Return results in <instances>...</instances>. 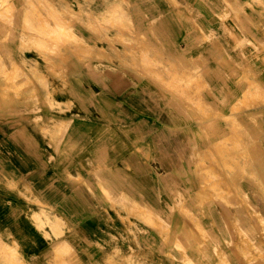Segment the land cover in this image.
I'll use <instances>...</instances> for the list:
<instances>
[{
	"label": "rangeland",
	"instance_id": "rangeland-1",
	"mask_svg": "<svg viewBox=\"0 0 264 264\" xmlns=\"http://www.w3.org/2000/svg\"><path fill=\"white\" fill-rule=\"evenodd\" d=\"M120 1H123V6L127 5L129 11L120 9V13H124H122L121 18L117 17L116 21L113 19L115 16V9H119L120 5L112 7L114 1L110 4H106L107 6L101 2V5L95 6L97 9L95 10V1L93 0H34V2L30 0H0V33L6 36L5 39L0 38V49H2V51L0 50V58L4 57V55H11L9 53L11 45H7V40L11 41L13 38H16L20 24H26V26L22 28L27 35L34 32L45 41H42L43 44L38 41L36 45L31 46V41L28 39L25 40L26 45L14 49L16 51L14 52V56L21 58L24 57L23 55L25 54L30 59H38L42 63L43 74L41 78H38L37 82L42 91L38 92V90L34 88L31 90V82H29L24 85V88H28L27 92H32L34 94L24 95L22 97L18 95H12V97L11 95L7 96V94H0V112L14 110L16 107L29 108L33 106H41L44 109L50 110L56 109V106L52 105L49 101L54 99L56 95L63 97L68 96L71 88V79L74 78L82 81L88 76L87 69H78L79 66L82 67L88 62H95L106 68L96 69L94 72L89 71L93 72L95 78H104L106 81H110L112 78H118L120 76H132V78H140L146 81V83L154 82L155 84L153 86L151 84L149 88H152L158 93L160 109H178L180 111H186L192 116L190 120L194 121L193 124L195 126L194 131L197 143L195 142L194 152L190 159H188L190 164L188 166L186 165L184 173L185 180L182 181L177 190L171 194L168 193L171 199H166L165 207H167L168 204V209L171 213L167 214L164 212L166 208H164L162 202H159L158 208H156L158 213H155L146 203L148 209H150L153 214L154 221L157 222L162 220L163 223L162 230H155L159 239L158 247H156V243L151 244L150 241L147 240L145 229L142 231L132 229V227L134 228L135 221H139L136 218V214H138L140 208L144 206L141 205L140 201H135L131 197H128L126 200V207L124 208L127 213L123 215L125 218H121V221L124 224L127 223L128 233L132 238V241H129L131 250L128 251V254L130 255L127 258L128 260L119 263L118 253H113L111 255L114 256L116 263L111 259L108 264H149L150 262L148 261L155 253L160 254L161 258L172 260L175 257L174 254L186 256V254L191 252L204 253L206 255H222L223 259L224 254H233L238 260L232 263L226 261H213L211 263L202 262L197 264H264V223L259 220L256 214V211L259 209H264V0H248V2L246 0L242 4L237 0H223L227 7L234 13V19L222 23V27L228 31L229 34L226 43L223 42V46L220 42H216L214 36L211 35L215 24L213 20L183 21L184 17H190L188 12L186 11L183 13L176 1L167 0V2L172 5L177 15L182 19L179 23H176L178 27L186 31L194 30L199 35L200 33L203 35L198 37L194 43H187L188 45H186V47L179 49L178 53L174 54L176 55L174 58L180 63L170 61L172 59L169 56H171L172 53L167 51L168 48L166 46L170 44L166 39L161 37L150 39V37H148L150 32L153 33L151 29L154 28L156 23L148 22L142 14L133 13V16L136 17H132V11H130V9L131 7L135 9L133 0ZM191 1L198 5V7L207 10L203 0ZM238 4L239 7L234 11L233 6H237ZM102 6L107 7L104 17L105 20L103 21L99 19L98 13H95L98 12ZM124 9H126V7ZM140 11H143L144 14L145 7H142ZM148 12H151L150 6L148 7ZM127 14L130 17L128 20L132 22V25L123 27L122 30L126 29L125 35L122 34L121 44H116V46L121 49V55L119 59L113 58V52L107 48L109 44L117 43L111 41L110 38L112 37L111 35L115 34V30L117 29V26L113 25V22H118V19L120 23L125 22V16ZM13 15L14 17H12ZM43 20L47 21V23L50 20L48 26L45 25L46 22H43ZM158 25L161 30L164 26V22L159 21ZM58 26L63 29L58 30ZM111 26L115 29L110 28ZM137 26L139 29L143 28L144 32L145 30H150L148 35L145 34L146 37L144 36L143 38L138 36L139 32L136 30L138 29ZM54 27H56L58 31V33H55L57 37L54 35V32H51L55 31ZM47 28L51 30L49 31ZM52 28L54 29L52 30ZM205 29H207L210 36L206 37V35H204L203 31H205ZM59 32H61L62 37ZM72 33H76L75 35L85 39L88 44L92 41L90 39L96 40L100 48L106 47V55L93 56L92 53L89 52V57L87 56L85 60H77L75 57L70 59L68 53L72 54L74 49H77L76 43L74 42L72 44ZM58 37L59 39L61 38L60 40L63 42H58L59 44H56V39ZM146 39L152 44V47L148 45L150 46L148 50H151V52L141 46ZM54 40L56 42H54ZM46 41L51 44L46 43ZM124 42L129 43L130 47L132 45L134 46L132 49V56L130 54L131 48L128 50V53L124 51ZM133 42H137V44L134 45ZM54 43L58 46L56 47ZM162 48L165 49L167 54L161 55L163 61L159 62V51ZM222 49H224V51H221ZM185 53L192 54L193 58L186 60L187 55H184ZM142 57H146L148 61H153L154 59L156 62V67L154 68L158 67L159 70L161 68L168 69L170 71V73L166 75L168 79L163 80L159 77H155L148 68V65L141 60ZM195 58L197 60H195ZM5 60H7L6 56ZM166 60L169 61V63H166ZM32 64L33 63H31V65ZM71 64H75V69L79 70L76 76L70 73ZM8 67L10 69L9 63ZM164 69L161 70L163 71ZM176 71L178 72L177 75H175ZM170 74L172 77H170ZM30 75L32 76L31 72L28 71L27 79L30 78ZM18 100L22 103H19ZM69 108H71V104H69L68 109ZM232 113L236 115L237 118L233 116L230 118L228 116ZM249 114L252 116L250 117ZM201 126H203V128ZM206 126L209 129H207ZM214 127H216L217 130ZM219 127L221 128L219 130L221 132H217ZM243 128H245V130H243ZM211 129L213 131H211ZM215 130L217 134L214 132ZM203 134L207 135L206 138ZM249 135L251 137H249ZM51 142L53 146L56 145L55 137H53ZM242 142L244 144H242ZM210 143L211 145H209ZM237 143H241L242 145ZM66 146L67 142H64V148ZM210 147L213 150H210ZM246 148L249 151L246 150ZM250 148L252 151H250ZM255 148L260 149L263 159L256 158V155L253 154V149ZM214 150L216 151L212 152ZM221 151H225L224 158L220 156ZM249 152L251 153L248 154ZM159 154L160 158H162V152ZM1 168L0 166V172L3 171ZM99 177L100 185L105 187L102 182L103 177L101 175ZM13 180L16 179L10 178L5 174L3 177L0 175V181H2L3 184H8ZM25 183L26 182L18 180V184ZM26 185L28 184L26 183ZM201 189H203L204 192L201 191ZM8 190L10 189L7 187L0 188V200L6 201L8 199ZM12 191L16 193L14 192L15 190ZM11 200H13V198H11ZM112 202L114 205L106 200V203L112 209L118 208V203H115L113 197ZM178 203H180L179 206ZM129 212L134 214V216L129 214ZM44 214L46 213L43 211L41 215ZM239 215H241V218ZM50 219H52V217L49 215V221ZM244 220H248V226L244 224ZM49 221L48 223H51ZM111 221H114V218H111ZM142 223L147 225L144 222ZM261 223H263V225ZM148 227L150 228L151 226L148 225ZM182 227H191L190 233H197L195 236V238H197L196 246L192 245V249L186 245L187 242L184 243L180 240L182 233L189 232V230L185 228V230H182ZM199 232H202L201 238L205 237V244L200 241ZM184 237L189 241L194 238V235L189 236L188 234L185 236L184 234ZM5 252L6 253L1 255L0 264H25L15 247ZM66 254H68V250L58 252L60 257H64ZM176 258L178 257L176 256ZM170 264H176V262L172 261ZM184 264L195 263L186 259Z\"/></svg>",
	"mask_w": 264,
	"mask_h": 264
},
{
	"label": "crops",
	"instance_id": "crops-1",
	"mask_svg": "<svg viewBox=\"0 0 264 264\" xmlns=\"http://www.w3.org/2000/svg\"><path fill=\"white\" fill-rule=\"evenodd\" d=\"M95 1L100 4L105 0ZM112 1L103 4L107 6ZM174 1L190 16L183 21L213 20L211 35L222 46L226 43L229 34L222 23L234 19V13L223 0H203L207 10L191 0ZM237 1L242 4L246 0ZM133 3L139 15L156 23L151 29L154 35L150 32L148 37L166 39L170 44L167 51L172 55L203 36L178 27L176 23L182 19L167 0H133ZM142 7L144 14L140 11ZM237 7L239 4L233 10ZM159 21L164 22L161 30ZM149 31L144 33L148 35ZM205 31L204 35L210 36ZM78 69H87L88 76L82 81L72 78L69 95H56L49 101L56 109L33 106L0 112L1 177L5 174L26 182L46 203L39 207L12 190H8L10 200H0V237L8 249H17L25 264H108L111 259L116 263L113 253H118L119 263L125 262L132 239L127 223L121 221L127 213L126 200L131 197L144 201L155 213L162 202L164 212L171 213L169 205L165 207L166 199H171L168 193L177 190L185 180L186 165L194 152L196 134L192 116L178 109H160L158 93L149 88L154 82L146 83L132 76L110 81L95 78L94 70L106 69L95 62ZM53 137L55 146L51 142ZM100 175L118 208L112 209L106 203ZM41 208L52 217L51 223L34 222L33 215H41ZM184 228L189 232L182 233L180 240L186 243L184 234L194 235L186 244L189 248L196 246L197 233H190L191 227ZM132 229H145L147 240L158 247L157 227L149 228L135 221ZM198 234L200 237L202 232ZM199 239L205 244V237ZM65 250L68 254L60 257L58 252ZM174 255L170 260L155 253L148 262L238 261L233 254H224V259L217 254Z\"/></svg>",
	"mask_w": 264,
	"mask_h": 264
},
{
	"label": "bare ground",
	"instance_id": "bare-ground-1",
	"mask_svg": "<svg viewBox=\"0 0 264 264\" xmlns=\"http://www.w3.org/2000/svg\"><path fill=\"white\" fill-rule=\"evenodd\" d=\"M30 1H33L34 2V0H30ZM36 1V0H35ZM93 1H95V0H93ZM114 1V0H113ZM106 2H108V0H105V1H103L102 3H106ZM248 2V1H247ZM95 4H94V9L95 10H97L96 9V7L95 6H99V5H101V4H98L96 1L94 2ZM250 4V3H249ZM81 5H83V4H81ZM80 5V6H81ZM113 5V6H112ZM112 7H114L115 5H120V8L119 9H115L116 11H115V16H114V18L113 19H115L116 21H117V17H120L121 18V16H122V13H124V12H122V13H120V9H123L124 11L126 10V11H129V9L127 8V5H125V6H123V1H120V0H117V1H115L114 3H112ZM82 7V6H81ZM104 7L105 6H102V7H100V9H99V11L98 12H95V13H98V16H99V19H101L102 21L103 20H105V13H106V8L107 7H105V9H104ZM126 7V9H124ZM83 8V7H82ZM264 8V7H263ZM42 10H44L43 8H41ZM64 10V9H63ZM45 11H48V10H45ZM130 11H132V17H136V16H133V13H136V14H138V12L136 11V9H133L132 7H131V9H130ZM10 12V11H9ZM14 13V12H13ZM261 13V12H260ZM17 14V13H16ZM129 14V13H128ZM127 14V15H128ZM15 15V14H14ZM14 15L12 16V17H14ZM43 15V14H42ZM125 16V19H126V21L125 22H122V23H120L119 22V19H118V22H116V21H114L113 22V25H116L117 26V29L115 30L116 32H115V34H113V35H111L112 37H110L111 38V41H115V42H117V43H115V44H109V46L107 47L108 49H110V51H112L113 52V58H118L119 59V56L121 55V49L120 48H118V46H116V44H119L120 42H122V34L123 35H125V30H122L123 29V27H125V26H131L132 25V22H130L129 20H128V18H130L129 17V15L128 16ZM131 15V14H130ZM262 15V14H261ZM16 16V15H15ZM44 16V15H43ZM55 16V15H54ZM138 17V16H137ZM2 18V17H1ZM16 18H17V16H16ZM35 18V17H34ZM47 18V17H46ZM60 18V17H59ZM8 19H9V17H8ZM12 19V18H11ZM10 19V20H11ZM50 19V18H49ZM56 19V18H55ZM3 20V19H2ZM13 20H14V18H13ZM8 21V20H7ZM59 21V20H58ZM4 22H6V21H4ZM43 22H46V24L45 25H47L48 26V23L50 22V20H49V22L47 23V21H44L43 20ZM63 22V21H62ZM139 22V21H138ZM8 23V22H7ZM27 23V22H26ZM51 23H53V22H51ZM54 23H56V22H54ZM75 23V22H74ZM9 24V23H8ZM13 24V23H12ZM9 25H11V24H9ZM17 25V24H16ZM15 25V26H16ZM55 25V24H54ZM74 25V24H73ZM72 25V26H73ZM76 25V24H75ZM5 26V25H4ZM23 26H26V24H23V25H21L20 24V27H19V29L17 30V35H16V38H13V36H12V38H13V40H7V45H11V48H10V51L11 52H9L11 55L10 56H7V55H4V57H2V58H0V94H7V96H9V95H18V96H20V97H22V96H24V95H30V94H34V93H32V92H27L28 91V88L27 89H25L24 88V85H26L27 83H29V82H31V86H30V89L31 90H33V88L35 89V90H38V92H40V91H42V90H40V87H39V85L37 84V82H38V78L40 77H42V74H43V70H42V63L38 60V59H30V58H28V57H26V55L24 54L23 56L24 57H22V58H18V57H16V56H14L13 55V53L14 52H16L14 49H17V48H20V47H23L24 45H26V43H25V40H30L31 42H30V45L31 46H34V45H36L37 43H38V41L39 42H41L42 44H43V42L42 41H44V40H42L41 39V36L39 37L36 33H34V32H31V34H29V35H27L26 33H25V31H24V29L22 28ZM46 26V27H47ZM56 26V25H55ZM61 26V25H60ZM64 26V25H63ZM49 27H50V25H49ZM52 27V26H51ZM59 27V26H58ZM120 27H121V29H120ZM55 28V31H51L52 33L54 32V35H56V37H57V34H55V33H58V31L56 30V27H54ZM54 28H52V30L54 29ZM110 28H114V27H110ZM137 28H138V26H137ZM3 29V28H2ZM8 29V28H7ZM6 29V30H7ZM48 29V28H47ZM63 29V28H62ZM60 27H59V29L58 30H62ZM115 29V28H114ZM5 30V31H6ZM49 31L51 30V29H48ZM137 30V32H139V34H138V36H140V37H144L145 36V33H144V31H143V28L142 29H136ZM20 31V32H19ZM41 31V30H40ZM258 31V30H257ZM9 32V31H8ZM131 32V31H130ZM60 33V35H61V32H59ZM147 33V32H146ZM41 34H42V32H41ZM50 34V33H49ZM76 33H72V35H71V39L73 40L72 41V44L75 42L76 43V46H77V49H74V51L72 52V54L71 53H68V55L70 56V59L72 58V57H75V58H77V60H85L86 58H87V56L89 55V52L90 53H92V55L93 56H104V55H106V47H99V44L96 42V40H94V39H90V40H92L91 41V43L90 44H88L86 41H85V39H83L82 37H80V36H77V35H75ZM8 35V34H7ZM251 35V34H250ZM59 36V35H58ZM64 36V35H63ZM253 36V35H252ZM56 37H54V38H56ZM61 37H62V35H61ZM146 37V36H145ZM0 38H6V36L5 35H3V34H1L0 33ZM133 38V37H132ZM3 39V40H4ZM45 39V38H44ZM61 39V38H60ZM59 39V37L56 39V41L54 40V42H56V44L59 42H61V40ZM96 39V38H95ZM103 39V38H102ZM140 39V38H139ZM59 40V41H58ZM64 40V39H63ZM123 41H125V40H123ZM45 42V41H44ZM63 42V41H62ZM61 42V43H62ZM142 42V41H141ZM46 43H48V44H51L50 42H47L46 41ZM58 43V44H59ZM69 43V42H68ZM125 43V49H124V51L126 52L127 51V53H128V50H130V48H131V52H130V54H131V56L133 55V52H132V49H133V45H132V43H131V47H130V44L129 43H126V42H124ZM134 43V45H136L137 44V42H133ZM140 43V42H139ZM151 42H149L147 39H146V41L144 42V44H142L141 46H143V47H145V49L147 50V51H150L151 52V50H148V49H150V46H148V45H151V47H152V44H150ZM250 43V42H249ZM253 43V42H252ZM251 43V44H252ZM2 44V43H1ZM55 44V43H54ZM53 44V45H54ZM55 44V45H56ZM121 44V43H120ZM254 44V43H253ZM69 45H71V44H69ZM255 45V44H254ZM58 45H56V47H57ZM59 46H61V45H59ZM64 46V45H63ZM156 46H157V44H156ZM256 46V45H255ZM15 47V48H14ZM69 49V48H68ZM139 49V48H138ZM154 49V48H153ZM210 49V48H209ZM1 51H2V49H0ZM156 51V50H155ZM221 51H224V49H222ZM55 52V51H54ZM156 52H158V51H156ZM162 52H164V53H162ZM76 53V54H75ZM137 53V52H136ZM225 53V52H224ZM86 54V55H85ZM154 54V53H153ZM163 54H167L166 53V51H165V49H161L160 51H159V62L160 61H163V58L161 57V55H163ZM202 54V53H201ZM184 55H187L186 57H187V59L186 60H189V59H192L193 58V55L192 54H190V53H188V54H184ZM200 55V54H199ZM5 56H6V58H7V60H5ZM155 56V55H154ZM169 56V55H168ZM227 56V55H226ZM89 57V56H88ZM110 57H111V55H110ZM172 60H170V61H172V62H174V63H180V62H178V60H176L174 57H176V56H173V55H171V56H169ZM190 57V58H189ZM123 58V57H122ZM201 58V57H200ZM209 58V57H208ZM134 59H135V56H134ZM137 59V58H136ZM149 59V58H148ZM158 59V58H157ZM165 59V58H164ZM167 59H168V57H167ZM127 60V59H126ZM146 65H148V68L152 71V73H153V75L155 76V77H159V78H161V79H163V80H165V79H168V78H166V75H168V73H170V71L168 70V69H164V68H161V69H164L163 71L160 69H158V67L157 68H154V67H156L155 65H156V62L154 61V59H153V61H148L147 59H146V57H142V59H141ZM194 60V59H193ZM195 60H197L196 58H195ZM192 61V60H191ZM201 61H202V59H201ZM148 62V63H147ZM166 63H169V61H165ZM198 62V61H197ZM199 62H200V60H199ZM208 62H209V59H208ZM8 63L10 64V69H9V67H8ZM31 63H33L32 65H31ZM128 63H129V61H128ZM171 63V62H170ZM187 63H188V61H187ZM194 63V62H193ZM224 63V62H223ZM190 64V63H189ZM188 65V64H187ZM206 65V64H205ZM204 65V66H205ZM172 66V65H171ZM197 66H199V65H197ZM202 66V65H201ZM194 67V66H193ZM206 67V66H205ZM235 67V66H234ZM76 67H75V64H71L70 65V73L71 74H73L74 76H76L78 73H79V70L78 69H75ZM200 68V67H199ZM170 69V68H169ZM182 69V68H181ZM202 69V68H201ZM221 69V68H220ZM247 69V68H246ZM24 70H27V71H24ZM203 70V69H202ZM210 70V69H209ZM28 71H30L31 72V74H32V76L30 75V78L29 79H27V76H28ZM207 71V70H206ZM224 71V70H223ZM252 71V70H251ZM188 72V71H187ZM186 72V73H187ZM200 72H201V70H200ZM208 72V71H207ZM215 72V71H214ZM219 72V71H218ZM177 71L175 72V75H177ZM179 73H180V71H179ZM38 74H40V75H38ZM194 74V73H193ZM201 74H202V72H201ZM208 74H210L209 72H208ZM217 74V73H216ZM219 74V73H218ZM211 75V74H210ZM219 75H221V74H219ZM198 76H199V74H198ZM170 77H172L171 76V74H170ZM200 77H202V76H200ZM211 77H212V75H211ZM151 78H152V76H151ZM155 79V78H154ZM177 79V78H176ZM181 80V79H180ZM183 80V79H182ZM261 86V85H260ZM262 87V86H261ZM38 88V89H37ZM262 91V90H261ZM264 92V91H263ZM262 92V93H263ZM35 93H37V92H35ZM257 93V92H256ZM6 96V95H5ZM18 96H14V97H18ZM255 96V95H254ZM256 96H258V95H256ZM13 97V96H12ZM236 98V97H235ZM259 98V97H258ZM4 100V99H3ZM5 101V100H4ZM238 101H240V100H238ZM254 101V100H253ZM256 102V101H255ZM9 103V102H8ZM19 103H22V102H19ZM242 104V103H241ZM259 104V103H258ZM4 105V104H3ZM10 105V104H9ZM255 106V105H254ZM0 107H1V105H0ZM249 109V108H248ZM243 112V111H242ZM240 113V112H239ZM236 114V113H235ZM238 114V113H237ZM258 114H260V113H258ZM257 114V115H258ZM187 115V114H186ZM189 115V114H188ZM250 115V114H249ZM190 116V115H189ZM206 116H207V113H206ZM230 118H232V116L233 117H236L237 118V116L236 115H234L233 113L232 114H229L228 115ZM252 115H250V117H251ZM253 116H255V115H253ZM222 117H224V116H222ZM219 118V117H218ZM217 118V119H218ZM224 119V118H223ZM255 119V118H254ZM229 121V120H228ZM236 121V120H235ZM237 122V121H236ZM250 122V121H249ZM238 123H240V122H238ZM248 123V122H247ZM249 124V123H248ZM251 124V123H250ZM228 125V124H227ZM238 125V124H237ZM240 125V124H239ZM244 125V124H243ZM231 126H232V124H231ZM248 126V125H247ZM199 127V126H198ZM202 128H203V126H201ZM207 127V126H206ZM241 127V126H240ZM244 127V126H243ZM216 130H217V128L216 127H214ZM214 128H212V129H214ZM207 129H209L208 127H207ZM211 129V131H213ZM221 128L219 127V129H218V131L217 132H221V131H219ZM224 129V128H223ZM247 129V128H246ZM203 130V129H202ZM216 130L214 131V132H216ZM243 130H245V128H243ZM217 132H216V134H217ZM249 132V131H248ZM251 132V131H250ZM207 133V132H206ZM227 133V132H226ZM209 134H211V133H209ZM225 134V133H224ZM243 134V133H242ZM241 134V135H242ZM245 134V133H244ZM250 134V133H249ZM203 135H205V138H206V134H203ZM247 135V134H246ZM251 135V134H250ZM249 135V137H251ZM213 136H214V133H213ZM220 136V135H219ZM245 136V135H244ZM243 136V137H244ZM212 137V136H211ZM235 137V136H234ZM246 137V136H245ZM244 137V138H245ZM248 137V136H247ZM208 138V137H207ZM237 138V137H236ZM257 138H259V137H257ZM207 140H210V139H207ZM225 140V139H224ZM232 140V139H231ZM243 140V139H242ZM241 140V141H242ZM209 142V141H208ZM227 142H229V141H227ZM233 142V141H232ZM239 142H240V139H239ZM243 142H245V141H243ZM242 142V144H244ZM250 142V141H249ZM196 143H197V141H196ZM246 143V142H245ZM200 144V143H199ZM237 144H239V143H237ZM241 144V143H240ZM239 144V145H240ZM241 144V145H242ZM196 145H198V144H196ZM204 145V144H203ZM209 145H211V143L209 144ZM221 145V144H220ZM246 145V144H245ZM205 146V145H204ZM237 146V145H236ZM196 147V146H195ZM242 147V146H241ZM240 147V148H241ZM207 148H208V146H207ZM206 148V149H207ZM211 148V147H210ZM215 148V147H214ZM230 148V147H229ZM232 148V147H231ZM238 148V147H237ZM243 148V147H242ZM259 148V147H258ZM258 148H255V149H253V154H255L256 155V158H259V159H263L261 156V151H260V149H258ZM218 149V148H217ZM235 149V148H234ZM248 149H249V147H248ZM247 148H246V150H248ZM210 150H213L212 148L210 149ZM245 150V151H246ZM264 150V149H263ZM204 151V150H203ZM216 150H214V151H212V152H215ZM249 151V150H248ZM250 151H252L251 150V148H250ZM201 152V151H200ZM207 152V151H206ZM205 152V153H206ZM225 152V151H224ZM224 152H222L221 151V154H220V156L221 157H223L224 158ZM197 153H198V150H197ZM251 152H249L248 154H250ZM218 155V154H217ZM159 156H160V154H159ZM193 156H195V155H193ZM202 156V155H201ZM242 156V155H241ZM249 156V155H248ZM251 156V155H250ZM213 157V156H212ZM255 157V156H254ZM209 158V157H208ZM217 158V157H216ZM245 158V157H244ZM196 159V158H195ZM214 159V158H213ZM246 159V158H245ZM236 160H238V159H236ZM240 160V159H239ZM215 162V161H214ZM216 163V162H215ZM190 164V163H189ZM222 166V165H221ZM240 170H242V169H240ZM259 170V169H258ZM234 174V173H233ZM251 174V173H250ZM205 177V176H204ZM199 178V177H198ZM236 178V177H235ZM240 181V180H239ZM208 182V181H207ZM237 183V182H236ZM235 185V184H234ZM3 187H7V188H9L10 190H15L16 192H18L19 193V195L23 198V199H26V200H28V201H30V202H32V203H35V204H37V205H39V207H44V205L46 204L44 201H42V200H40L39 199V197H36L37 195L31 190V188H30V186L29 185H26V183L25 184H18V180H13L12 182L10 181V183H8V184H3V182L2 181H0V188H3ZM100 187H101V189L105 192V197H106V200H108V201H110L111 202V204L112 205H114L113 204V202H112V195H111V193L103 186V185H100ZM231 187V186H230ZM236 190V189H235ZM201 191H203V189H201ZM204 192V191H203ZM236 192V191H235ZM246 194V193H245ZM240 195V194H239ZM241 196V195H240ZM181 201V200H180ZM246 202V201H245ZM179 204L180 203H178V206H179ZM116 205V204H115ZM141 205L142 206H144V207H141L140 208V211H139V213L138 214H136V218L139 220V221H142V222H144L145 224H147V225H150V226H153V227H157V231H159V230H162L163 229V223H162V220H160V221H154V219H153V214H152V212L150 211V209H148V206L146 205V203L144 202V201H142L141 202ZM30 208V207H29ZM41 210H42V212H43V209L41 208ZM129 214H131L130 212H129ZM233 214V213H232ZM256 214H257V216L259 217V220L261 221V222H263L264 223V209H259L258 211H256ZM131 215H133L134 216V214H131ZM255 215V214H254ZM190 216V215H189ZM240 216V218H241V215H239ZM186 217V216H185ZM33 220H34V222L36 223V224H39V223H41V224H46V223H48V221H49V215L46 213V214H44V215H38L37 213H35L34 215H33ZM52 220L53 219H50V221L49 222H52ZM164 220V219H163ZM247 221L248 220H244V224H246L247 226H248V223H247ZM165 222V221H164ZM166 223V222H165ZM164 223V224H165ZM263 223H261L262 225H263ZM44 224V225H45ZM166 225H168V224H166ZM250 225V224H249ZM162 227V228H161ZM192 233V232H191ZM196 234V233H195ZM186 236V235H185ZM190 236V235H189ZM178 237V236H177ZM185 238V237H184ZM197 241V240H196ZM188 242V241H187ZM64 244V243H63ZM187 245V244H186ZM167 246V245H166ZM179 247V246H178ZM201 247V246H200ZM182 248V247H181ZM8 250V248H7V246L4 244V242L1 240V237H0V258H1V255H3L4 253H6L5 251H7ZM109 263H110V261H109Z\"/></svg>",
	"mask_w": 264,
	"mask_h": 264
}]
</instances>
